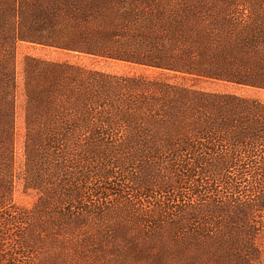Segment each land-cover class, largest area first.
Instances as JSON below:
<instances>
[{"label":"trees","instance_id":"trees-1","mask_svg":"<svg viewBox=\"0 0 264 264\" xmlns=\"http://www.w3.org/2000/svg\"><path fill=\"white\" fill-rule=\"evenodd\" d=\"M46 10L43 0H0V264H45L43 259H20L29 249L31 256L38 255L46 242L63 247L66 243L54 235L58 231L79 237L75 245L82 254L92 240L93 219L104 221L112 214L105 200L114 197L118 204L134 207L127 193L147 199L159 195L160 211L148 217L152 220L142 216L152 225L148 234L112 226L113 238L126 246L112 247L120 263L249 264L250 256L258 254L252 239L254 213H264L261 101L27 56L21 93L24 165L17 173V46L58 47L41 35L54 24L43 18ZM180 23L175 14L171 24ZM236 24L238 59L257 60L261 75L259 84L244 85L264 89V16L236 18ZM98 47L85 53L230 82L227 75L214 77L185 61L164 64L155 50L143 55ZM19 182L25 193L40 195L33 212L13 203ZM245 182L250 192L242 188ZM75 254L80 256L77 250ZM68 262L56 256L46 260Z\"/></svg>","mask_w":264,"mask_h":264},{"label":"rangeland","instance_id":"rangeland-1","mask_svg":"<svg viewBox=\"0 0 264 264\" xmlns=\"http://www.w3.org/2000/svg\"><path fill=\"white\" fill-rule=\"evenodd\" d=\"M43 4L47 9L46 14H42L43 18L52 19L54 24L47 27L41 34L42 38L58 47L71 48V50L27 42H20L17 46V72L20 85L16 117L17 173L23 171L24 165L25 111L21 93L24 60L27 56L67 61L112 76L159 78L172 84H182L206 92L234 94L264 103L263 88L244 85L246 82L257 84L261 82L257 60H250L249 56H247L249 61L244 59V62L238 59L237 52L241 50L238 51L239 48L235 44L238 31L236 18L247 20L264 16V0H43ZM234 11H237L235 21L232 17ZM175 14L180 17L181 25L173 27L171 18ZM55 32L58 33L55 34ZM142 35L150 36V39L145 41ZM96 46H100L98 49L103 48L104 52L109 53L119 51L126 54L151 55V50H155L154 55L162 53L159 57L164 64L177 66L180 61H185L196 71L206 72L205 74L214 77L216 74L227 75L225 77L230 82L198 77L195 79V76L187 74L85 53ZM241 186L250 192L248 182ZM219 190L223 196L228 195L222 187ZM127 194V202H132L134 207L121 202L118 204L114 197L104 201V206H107L106 209L112 211V214L107 218L108 220L93 219L96 225L88 232L92 240L82 248V254L80 246L75 245L79 237L58 231L54 235L66 243L63 247L59 243L46 242L41 246L42 250L38 255L31 256L32 250L29 249L23 253L20 260L25 259L30 263L35 258L43 259L46 264V260L49 261L56 256L62 261L66 258L70 264H79L80 261L82 264H128L120 263L114 257L116 251L112 247L115 244L125 248L126 246L123 245V239L113 238L115 231L112 230V226L119 228L121 225H126L128 232L134 233L133 235H136V232L150 233L149 225L151 224L144 221L152 220L148 217H155L159 213L160 196L147 199L144 196L136 198L135 194L131 193V196L135 197ZM168 197H173V194ZM39 199V194L34 191L25 193L22 184L17 183L15 194H13L15 207L33 212ZM92 203L91 205L95 204ZM87 205L90 207V204ZM132 210L135 212L130 214L129 211ZM142 216L148 220H144ZM140 218L143 220L141 224ZM202 224L205 225L203 222H198V226L201 227ZM254 224L252 239L258 254L247 259L249 264H264V213L262 211H255ZM130 226H132L131 231ZM99 228L100 232L97 230ZM138 244L144 246L142 241H138ZM75 250L80 253V256L75 254ZM132 258L128 259L132 263L136 262ZM141 259L143 260V257ZM177 263L178 261H172V264ZM199 264H205V261Z\"/></svg>","mask_w":264,"mask_h":264}]
</instances>
